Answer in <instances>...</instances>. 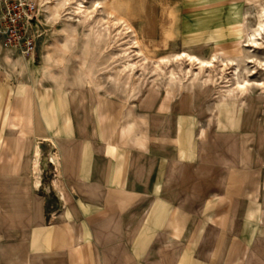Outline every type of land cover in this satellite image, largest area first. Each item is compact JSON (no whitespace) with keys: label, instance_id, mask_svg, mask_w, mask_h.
<instances>
[{"label":"rangeland","instance_id":"374dc122","mask_svg":"<svg viewBox=\"0 0 264 264\" xmlns=\"http://www.w3.org/2000/svg\"><path fill=\"white\" fill-rule=\"evenodd\" d=\"M27 1L36 7L34 53L20 55L0 36V125L39 126L44 117L51 128L54 106L61 124L75 115L78 137L111 142L129 162H174L193 148L200 162L212 149L240 143L264 153V29L253 35L264 0H82L86 17L74 9L79 0ZM184 52L214 57L213 64ZM244 77L250 84L240 91L236 81ZM42 131L24 140L39 145L27 160L50 221L71 201L54 184L59 138ZM187 168L185 179L193 174ZM182 199L190 208L191 199ZM73 202L101 204L93 197ZM136 204L126 219H143L148 202Z\"/></svg>","mask_w":264,"mask_h":264},{"label":"crops","instance_id":"0c3cea01","mask_svg":"<svg viewBox=\"0 0 264 264\" xmlns=\"http://www.w3.org/2000/svg\"><path fill=\"white\" fill-rule=\"evenodd\" d=\"M56 116L53 106L51 128L44 117L39 126L0 125V264H264V153L240 143L200 162L193 148L174 162L134 163L111 142L78 137L74 114L62 124ZM41 128L59 138L54 184L71 201L50 221L27 160L39 145L24 140ZM186 165L193 174L185 179ZM142 197L143 219H126Z\"/></svg>","mask_w":264,"mask_h":264},{"label":"built area","instance_id":"2783aa9c","mask_svg":"<svg viewBox=\"0 0 264 264\" xmlns=\"http://www.w3.org/2000/svg\"><path fill=\"white\" fill-rule=\"evenodd\" d=\"M35 11V3L27 0L4 2L0 8V36L8 47L23 56H30L35 50Z\"/></svg>","mask_w":264,"mask_h":264},{"label":"bare ground","instance_id":"6f19581e","mask_svg":"<svg viewBox=\"0 0 264 264\" xmlns=\"http://www.w3.org/2000/svg\"><path fill=\"white\" fill-rule=\"evenodd\" d=\"M66 1H68V0H62V4L63 5H65L66 4ZM100 2H98V4H99ZM61 4V5H62ZM74 9L77 11V12H79V13H81L84 17H86V16H89V13H88V11H87V7H86V5L83 3V1L82 0H79L78 2H77V4H76V6L74 7ZM264 29V21L262 20V21H259L258 22V25H257V27L254 29V32H253V35H256V34H258V35H260L261 34V30H263ZM252 41H254V40H252ZM134 43H136V44H138V40L136 39V38H134ZM140 50V49H139ZM184 54L185 55H187V56H189V57H195L196 58V60H198V62L200 63V65H211V64H213V59H214V57H212V58H210V59H208V60H205V59H201V58H199V57H197V56H193V55H190V54H188L187 52H184ZM177 55H180V53H177ZM234 70H236V67L234 68ZM248 84H250L249 83V81H248V79L247 78H242V79H237V81H236V86L240 89V91H244L245 89H246V86L248 85ZM36 150V149H35ZM36 152V154H37V150L35 151ZM35 154V155H36ZM39 156V155H38ZM35 158V157H34ZM33 158V160H35ZM37 160V159H36ZM36 164V163H35ZM34 165V164H33ZM35 169H36V167H35Z\"/></svg>","mask_w":264,"mask_h":264}]
</instances>
